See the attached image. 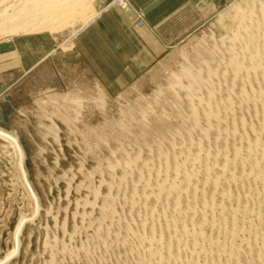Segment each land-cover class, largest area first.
Instances as JSON below:
<instances>
[{
	"label": "rangeland",
	"instance_id": "1",
	"mask_svg": "<svg viewBox=\"0 0 264 264\" xmlns=\"http://www.w3.org/2000/svg\"><path fill=\"white\" fill-rule=\"evenodd\" d=\"M25 1L0 0V46L48 33L56 53H68L112 0H84V8L73 5L51 18L41 12L33 18L35 1ZM205 18L114 97L93 83L59 86L23 102L19 84L8 93L14 96L0 97V130L17 139L34 193L0 156V264H207L183 232L204 224L206 238L222 241L217 207L264 212L262 185L239 179L250 171L247 147L252 162L264 150V59L257 57L264 56V0H230ZM234 152L240 161L224 175ZM231 174L236 181L229 183ZM261 247L241 249L233 261L219 255L209 261L264 264Z\"/></svg>",
	"mask_w": 264,
	"mask_h": 264
},
{
	"label": "crops",
	"instance_id": "2",
	"mask_svg": "<svg viewBox=\"0 0 264 264\" xmlns=\"http://www.w3.org/2000/svg\"><path fill=\"white\" fill-rule=\"evenodd\" d=\"M220 1L129 0L143 12L144 25L138 26L126 12L129 6L124 11L112 8L73 39L68 53H56L48 33L7 40V46H0V97L14 96L8 93L19 84L23 102L59 86L90 83L114 97L206 22L208 13L217 14V5L230 0Z\"/></svg>",
	"mask_w": 264,
	"mask_h": 264
},
{
	"label": "bare ground",
	"instance_id": "3",
	"mask_svg": "<svg viewBox=\"0 0 264 264\" xmlns=\"http://www.w3.org/2000/svg\"><path fill=\"white\" fill-rule=\"evenodd\" d=\"M29 1V0H28ZM35 1L34 4H31L33 5L31 9V13L34 15V17L38 18L40 16V12L41 14H49V18H51L52 16H55V14H58L59 11L63 10V9H66L67 7H70L71 6H75V5H82V7L84 8L83 5H86L84 0H53L51 3H44L42 0H33ZM27 2V0L25 1ZM59 2V3H57ZM21 3V2H20ZM16 5V4H15ZM79 7V6H78ZM86 7V6H85ZM88 7V6H87ZM86 7V8H87ZM22 9V7H21ZM24 9V8H23ZM126 9V8H125ZM134 7L128 9L126 12H134ZM82 10V9H81ZM80 10V12H81ZM88 10V9H87ZM15 11V10H14ZM79 11V10H77ZM84 11V9L82 10ZM21 12V11H20ZM72 12V11H71ZM73 12H76V11H73ZM85 12V11H84ZM63 14V13H62ZM66 14V13H64ZM69 14V13H67ZM77 14V13H76ZM82 14V12H81ZM12 15V14H11ZM18 15V14H17ZM27 16V14H26ZM29 16V15H28ZM71 18L72 16L74 17V15H70ZM20 17V16H19ZM57 17V16H56ZM67 17V16H66ZM89 17V16H88ZM26 18V17H25ZM68 18V17H67ZM87 18V17H86ZM19 19V18H17ZM55 19V18H54ZM57 19V18H56ZM13 20V19H12ZM15 20V19H14ZM53 20V19H52ZM16 21V20H15ZM25 21V20H24ZM86 23V22H85ZM27 26V25H26ZM262 34V33H261ZM258 43V42H257ZM246 48V47H245ZM257 53V52H255ZM254 53V54H255ZM255 56V55H254ZM264 59V56H263V53L262 52H258L257 53V57H261ZM253 60V59H252ZM235 61L237 62V60H235V58H231V66L232 68H234L233 70L235 71H238L241 72L243 69L241 66L238 65V63L236 64ZM248 63V62H247ZM243 65V64H242ZM247 65V64H246ZM241 67V68H240ZM257 67V66H256ZM242 69V70H241ZM251 70H257V68H254V67H251L250 68ZM241 70V71H240ZM248 70V69H246ZM259 70V69H258ZM234 71V74H237L235 73ZM245 72V71H244ZM255 72V71H254ZM189 75H187L188 77ZM191 79H194V77H189ZM188 78V79H189ZM196 79V78H195ZM194 79V80H195ZM192 81V80H191ZM197 81V79H196ZM199 82V81H198ZM190 84H195L194 81H192V83ZM202 85V84H201ZM191 87V86H190ZM192 88H190L189 90H191ZM259 91V90H258ZM187 93V92H186ZM264 93V92H263ZM190 94V92H189ZM260 95H263L264 97V94H260ZM245 96V95H244ZM261 97V96H260ZM259 97V98H260ZM248 98V97H247ZM62 99V98H61ZM211 99V98H210ZM261 99H263L261 97ZM63 100V99H62ZM264 100V99H263ZM54 101V100H53ZM51 102L49 101V104L53 103L54 102ZM210 101V100H209ZM249 101V100H248ZM51 102V103H50ZM262 105L264 107V101L261 102ZM47 104V103H46ZM55 105V104H54ZM228 107V106H227ZM61 108V107H60ZM229 109V108H228ZM227 110V109H226ZM214 112V111H213ZM221 114V113H220ZM195 116V114H194ZM212 116V115H211ZM215 116V115H214ZM210 118V115L208 114V116ZM217 117L219 118V116L217 115ZM216 116L213 118V119H216L217 118ZM193 118V117H192ZM191 118V119H192ZM193 120V119H192ZM219 120V119H218ZM217 120V121H218ZM191 121V120H190ZM195 120L192 121V124H194ZM197 122V121H196ZM220 122V121H219ZM197 124V123H196ZM217 124V123H216ZM194 126V125H193ZM191 128V127H190ZM235 132V131H234ZM231 133V132H230ZM233 134V133H231ZM0 136L4 139H6L7 141H9L18 151L19 153V156H20V161H19V166L22 170V175H23V179H24V182L26 184V187L28 188L29 192L32 194V196L34 195L28 181H27V178H26V173L24 172V169H23V164H22V151L21 149L19 148V144H18V141L16 138H14L13 136L7 134L6 132L0 130ZM203 136V135H202ZM234 136V135H233ZM255 142V141H254ZM253 142V143H254ZM259 143V142H258ZM255 145V144H254ZM262 145V144H261ZM260 146V145H259ZM256 148L258 146H255ZM197 149V148H196ZM261 149V148H259ZM262 151L261 154H260V159L259 161L257 162H252L251 161V156H252V148L251 147H247V150H246V156L248 158V163L250 165V171L249 173H242L240 175V180H255L257 182H259L262 187L264 188V174L261 175L260 174V170L262 169V166H263V163H264V150H260ZM235 155H234V159L233 161H227L224 163V166L222 167V173L225 175H227V173L229 174V170L236 166V164L238 163V160H239V155L237 154L238 152H234ZM207 154V153H206ZM197 155V154H196ZM220 155V154H219ZM199 157V156H198ZM200 159V158H199ZM232 160V159H231ZM240 161V160H239ZM255 161V159H254ZM243 163L246 164V162L242 161ZM242 164V163H241ZM247 166V165H246ZM184 167V166H183ZM216 167V166H215ZM129 170V169H128ZM210 171V170H209ZM264 171V170H263ZM247 172V171H246ZM209 178V177H208ZM227 179L225 181H228L229 183L230 182H235L236 179L234 177H232V174L227 176L226 177ZM218 179V178H217ZM224 181V178L222 179H219V180H216L214 181L213 185L214 186H219L222 182ZM256 182V183H257ZM175 183V182H174ZM174 185V184H173ZM207 185V184H206ZM259 186V185H258ZM164 187V186H163ZM173 187V186H172ZM229 188V187H228ZM162 190V189H161ZM170 191L171 193H174L177 191L175 189V185L173 188H170ZM196 191V190H195ZM217 191V190H216ZM214 192V191H213ZM195 193V192H194ZM215 195V194H214ZM229 194L227 193H223L222 194V200H227L229 199ZM179 196V195H178ZM34 198V196H33ZM36 200V199H35ZM176 201V200H175ZM175 203V202H174ZM179 203V202H178ZM179 205V204H178ZM174 206V205H173ZM244 206V205H243ZM172 207V205H171ZM38 208V207H37ZM177 208V207H175ZM174 209V208H173ZM176 210V209H174ZM234 210V209H233ZM177 211V210H176ZM179 213V212H178ZM217 213L219 215V217L222 219V230L220 231L219 229V232L221 235V238H222V241L219 240V239H210L209 237L206 238L204 235H203V227H204V224H201L198 228H196V230L192 231V232H183L184 233V238L186 240L189 241V243H191V246H192V253L195 255V256H198V259L199 258H203V261H206L207 264H213L211 261H209L210 259V256H215V255H219L218 257H221V258H224L225 260H229V261H233L235 260V258L237 256H239L242 252L241 249H244V250H248V248H252V246H255V245H258L260 244L262 247L261 248H264V212L262 211L261 208L257 209V210H249L248 208L246 207H239L237 209H235L234 211H232L230 214H227L224 209L222 207H217ZM228 215V216H227ZM210 216V215H209ZM205 223V222H203ZM206 224V223H205ZM184 225V224H183ZM19 227V225H18ZM18 227L16 228L15 230V234L17 232V229ZM182 227V226H181ZM218 233V232H217ZM15 234H14V237H15ZM145 239V238H144ZM13 242H14V238H13ZM182 242V241H181ZM161 244V243H159ZM13 250V248H12ZM256 250V249H255ZM258 250V249H257ZM262 252V251H261ZM264 252V251H263ZM258 253H260L258 251ZM257 253V254H258ZM259 255V254H258ZM263 255V254H261ZM260 255V256H261ZM264 256V255H263ZM153 257V256H152ZM155 257V256H154ZM159 257V256H158ZM253 257V256H252ZM262 257V256H261ZM260 260H263L264 257L262 258H258ZM160 261V260H159ZM228 261V262H229ZM242 261V260H241ZM162 263V262H161ZM250 263V262H249ZM258 263V262H257ZM256 263V264H257Z\"/></svg>",
	"mask_w": 264,
	"mask_h": 264
},
{
	"label": "water",
	"instance_id": "4",
	"mask_svg": "<svg viewBox=\"0 0 264 264\" xmlns=\"http://www.w3.org/2000/svg\"><path fill=\"white\" fill-rule=\"evenodd\" d=\"M0 156L2 158L6 157L9 159V165L11 169L13 170L17 181L22 184V181L24 183L23 175H22V170L19 166V159L17 156L16 149L14 146L7 141L6 139L2 138L0 136ZM26 187V185H25Z\"/></svg>",
	"mask_w": 264,
	"mask_h": 264
},
{
	"label": "built area",
	"instance_id": "5",
	"mask_svg": "<svg viewBox=\"0 0 264 264\" xmlns=\"http://www.w3.org/2000/svg\"><path fill=\"white\" fill-rule=\"evenodd\" d=\"M130 7H132V6H131L129 0H112L110 7L106 8L105 13L108 12L109 10H111V8H116V9L121 8V10L124 11L125 8L130 9ZM134 12L136 15L135 18L137 20V25L142 26L144 24V20H143V16L141 14L140 9L136 8V9H134Z\"/></svg>",
	"mask_w": 264,
	"mask_h": 264
}]
</instances>
